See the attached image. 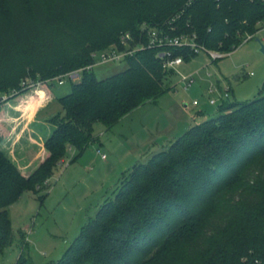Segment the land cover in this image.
I'll return each instance as SVG.
<instances>
[{"label": "trees", "instance_id": "16d2710c", "mask_svg": "<svg viewBox=\"0 0 264 264\" xmlns=\"http://www.w3.org/2000/svg\"><path fill=\"white\" fill-rule=\"evenodd\" d=\"M187 1L5 0L0 116L4 96L15 98L93 64L94 52L122 47L126 32L147 43L144 24L166 27L181 14L178 33L196 34L199 43L224 53L264 27V0ZM171 50L186 61L197 55ZM158 52L138 51L126 70L104 79L84 70L71 92L57 97L56 127L25 169L1 147L0 133V254L13 244L10 206L25 191L39 192L68 149L83 152L96 141V123L110 129L166 92L163 83L173 70L163 67ZM18 264L30 263L21 254ZM51 264H264V84L259 97L226 102L216 117L136 163Z\"/></svg>", "mask_w": 264, "mask_h": 264}, {"label": "rangeland", "instance_id": "374dc122", "mask_svg": "<svg viewBox=\"0 0 264 264\" xmlns=\"http://www.w3.org/2000/svg\"><path fill=\"white\" fill-rule=\"evenodd\" d=\"M46 1L52 4L54 0ZM2 6H7L5 0H0ZM258 38L264 44V29L218 60L200 52L166 77V92L157 100L135 109L110 129L96 123V141L83 152L68 149L64 162L53 168L51 178L39 192L25 191L10 206L13 244L0 254V264H18L21 254L30 264L58 262L97 216L102 204L114 197L123 176L136 163L147 162L192 126L216 117L226 102H249L259 97L264 84V52ZM128 66L126 60L101 63L97 56L92 71L98 79H104ZM185 76H193L196 82L187 87ZM26 79L27 83L32 81L29 76ZM47 86L55 96H64L71 92L73 80L65 78L63 84L54 81ZM10 99L3 97V113ZM57 108L62 111L55 101L43 116L53 114ZM55 115L49 118L52 124ZM0 133L4 136L1 147L18 165L20 159L30 163V156L40 152L28 146L31 132L23 133L13 152L6 142L9 133L1 127Z\"/></svg>", "mask_w": 264, "mask_h": 264}, {"label": "built area", "instance_id": "2783aa9c", "mask_svg": "<svg viewBox=\"0 0 264 264\" xmlns=\"http://www.w3.org/2000/svg\"><path fill=\"white\" fill-rule=\"evenodd\" d=\"M195 1L196 0H188L187 4L190 5ZM180 17L181 14L175 15L171 20L168 21L166 27L144 24L142 26V30L148 38L147 43L143 42L142 38L136 40V38L130 32L122 34V47H120V45L118 44H113L107 49L96 51L92 55L94 58L93 64L71 73L59 76L55 78L54 81H59L60 84L64 83L65 78H69L73 81H78L81 78V73L84 70H92L93 66L96 65L97 56H99L101 63H110L123 60L127 61L130 56H133L138 51L146 48H157L159 50L157 56L162 60L163 67L166 70H174L186 61L183 55H174L173 51L171 50L173 48L189 49L191 52H194L196 54H199L200 52H207L211 55L213 60L223 58L227 54L224 52L208 49L205 45L197 41L196 34L191 35L186 33H178V26L176 25V22L180 19ZM256 34H245L242 38V44L243 42L254 38ZM183 81L186 83L187 87L192 86L196 82L193 76H185L183 78ZM226 97L229 98L228 93L226 94ZM211 103L215 104L216 101L212 100ZM194 104L197 105L198 101H194ZM103 158H106V155H103Z\"/></svg>", "mask_w": 264, "mask_h": 264}, {"label": "crops", "instance_id": "0c3cea01", "mask_svg": "<svg viewBox=\"0 0 264 264\" xmlns=\"http://www.w3.org/2000/svg\"><path fill=\"white\" fill-rule=\"evenodd\" d=\"M47 85L45 83H37L31 91L12 98L6 103V110L0 116V126L9 133V136L6 137V142L9 143L11 148H17L18 142H21L23 133L26 131L31 132L29 138V141H31L28 146L30 148H38L39 150H37L40 152L45 150V140L56 127L50 123L49 118L61 111L57 108L53 114H45L43 116V112L57 101V96L53 94ZM32 125L35 126L33 130ZM34 131H36L35 134H33ZM38 139L42 140V142L38 141ZM33 143L38 144L39 147L33 145ZM13 155L15 156V154ZM21 160L19 161L20 168L25 169L28 167L30 163L27 161L21 162Z\"/></svg>", "mask_w": 264, "mask_h": 264}, {"label": "water", "instance_id": "95a60500", "mask_svg": "<svg viewBox=\"0 0 264 264\" xmlns=\"http://www.w3.org/2000/svg\"><path fill=\"white\" fill-rule=\"evenodd\" d=\"M257 41L260 43L261 50L264 52V44L262 43L261 39L258 38Z\"/></svg>", "mask_w": 264, "mask_h": 264}]
</instances>
